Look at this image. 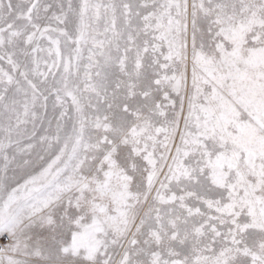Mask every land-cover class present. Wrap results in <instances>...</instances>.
Segmentation results:
<instances>
[{"label":"snow or ice","instance_id":"snow-or-ice-1","mask_svg":"<svg viewBox=\"0 0 264 264\" xmlns=\"http://www.w3.org/2000/svg\"><path fill=\"white\" fill-rule=\"evenodd\" d=\"M0 264H264V0H0Z\"/></svg>","mask_w":264,"mask_h":264}]
</instances>
